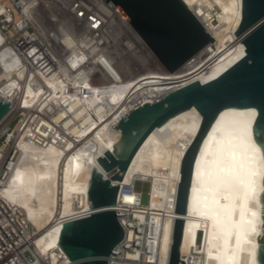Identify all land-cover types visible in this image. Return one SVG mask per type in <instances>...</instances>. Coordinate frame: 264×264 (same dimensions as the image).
Masks as SVG:
<instances>
[{"label":"bare ground","instance_id":"obj_1","mask_svg":"<svg viewBox=\"0 0 264 264\" xmlns=\"http://www.w3.org/2000/svg\"><path fill=\"white\" fill-rule=\"evenodd\" d=\"M183 1L215 41L204 45L183 66L170 72L141 36H131L126 41L114 40L112 56L122 62L127 73L136 69L140 73L122 78L115 88L90 100L95 105L105 98L113 105L107 110L104 122L94 120L86 145L66 154L54 146L41 149L21 144V157L2 195L18 206L35 226L44 228L38 245L43 252L51 253L56 263L74 264L68 257L66 263L59 262L54 250L60 248L63 221L77 218L84 214L83 211L91 213L88 190L92 170L98 168L106 178L110 176L97 159L106 151H113V145L121 136L120 130L113 126L130 112L131 100L138 96L155 102L170 90L193 82L184 78L198 76L194 81L205 84L246 55L245 45L235 35L242 20V0ZM215 7L219 8L216 15L212 12ZM129 47L136 51H129ZM6 59L7 53L0 50V63L6 64ZM6 71L4 66L2 78L7 77ZM179 79L186 83L179 85L178 82L171 87ZM6 97L1 91L0 100ZM98 109L100 115L101 109ZM257 115L254 107L225 108L197 155L181 251L189 257L194 248L202 254V264H260L257 253L258 239L263 236L261 215L264 213L261 212L264 204L259 199L263 198L264 191V156L254 139L253 125ZM201 121V114L192 107L157 127L137 151L120 183L148 179L145 184L151 192L150 209H165L168 200L173 201L172 214L163 223L161 264H169L181 161ZM121 199L133 201L132 195H121Z\"/></svg>","mask_w":264,"mask_h":264},{"label":"built area","instance_id":"obj_2","mask_svg":"<svg viewBox=\"0 0 264 264\" xmlns=\"http://www.w3.org/2000/svg\"><path fill=\"white\" fill-rule=\"evenodd\" d=\"M218 11L212 9L214 15ZM136 35L112 1L0 0V50L7 53L6 64L0 63V92L7 96L2 100L12 105L0 121V264H59L38 245L44 228L35 226L2 191L21 157V144L54 146L66 154L86 145L94 120L104 122L113 105L105 98L95 105L90 100L115 88L122 78L140 73L138 69L127 73L111 54L114 40ZM4 66L6 78H2ZM145 102L135 96L131 110ZM147 181L120 184L118 219L126 241L111 253L108 264H161L163 223L172 214L173 201L168 200L165 209H150L151 192H146L144 204V193L137 187ZM121 195H132L133 201L126 202ZM82 213L63 222L91 214ZM54 250L59 262L66 263L63 250ZM201 255L193 248L179 264H202Z\"/></svg>","mask_w":264,"mask_h":264},{"label":"water","instance_id":"obj_3","mask_svg":"<svg viewBox=\"0 0 264 264\" xmlns=\"http://www.w3.org/2000/svg\"><path fill=\"white\" fill-rule=\"evenodd\" d=\"M106 1L118 7L170 72L183 66L204 45L215 41L183 0ZM235 35L245 45L246 55L219 77L205 84L193 81L170 90L161 99L131 110L113 126L120 130L121 136L113 151H106L97 159L110 176L106 178L98 168L92 170L88 190L91 214L63 224L59 245L71 262L108 264L111 253L126 241L118 219L120 183L149 134L177 114L195 107L202 121L181 161L169 264H179L181 257H188L181 247L194 165L206 135L222 110L257 109L253 133L264 156V0H242V20ZM11 106L0 100V121ZM262 192L263 198L259 200L264 204ZM261 216L263 236L260 240L257 237V259L264 264V215Z\"/></svg>","mask_w":264,"mask_h":264},{"label":"rangeland","instance_id":"obj_4","mask_svg":"<svg viewBox=\"0 0 264 264\" xmlns=\"http://www.w3.org/2000/svg\"><path fill=\"white\" fill-rule=\"evenodd\" d=\"M185 79H188V81H194V80H198L199 78H198V76H195V77H190V78H184V80ZM183 79H179V80H177V81H175V82H173L172 84H171V87H174L175 86V84L177 85V83L178 82H180L179 83V85H183V84H185L186 83V81H182ZM182 81V82H181ZM174 85V86H173ZM141 183L142 182H139L138 183V185H137V187L144 193L143 194V196H142V202L144 203V204H146L147 202H148V196H147V184H145V183H142V185H141ZM158 183V182H157ZM158 188H159V186H158Z\"/></svg>","mask_w":264,"mask_h":264}]
</instances>
